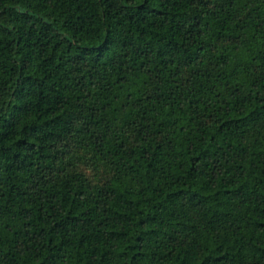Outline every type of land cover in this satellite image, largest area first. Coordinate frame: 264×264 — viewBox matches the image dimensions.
Wrapping results in <instances>:
<instances>
[{"label": "trees", "instance_id": "1", "mask_svg": "<svg viewBox=\"0 0 264 264\" xmlns=\"http://www.w3.org/2000/svg\"><path fill=\"white\" fill-rule=\"evenodd\" d=\"M0 264H264V0H0Z\"/></svg>", "mask_w": 264, "mask_h": 264}]
</instances>
